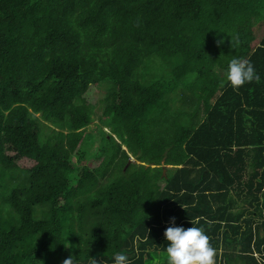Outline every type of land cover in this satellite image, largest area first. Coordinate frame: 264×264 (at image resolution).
I'll return each mask as SVG.
<instances>
[{"label": "trees", "instance_id": "1", "mask_svg": "<svg viewBox=\"0 0 264 264\" xmlns=\"http://www.w3.org/2000/svg\"><path fill=\"white\" fill-rule=\"evenodd\" d=\"M263 27L264 0H0V264H167L172 217L264 264Z\"/></svg>", "mask_w": 264, "mask_h": 264}, {"label": "clouds", "instance_id": "2", "mask_svg": "<svg viewBox=\"0 0 264 264\" xmlns=\"http://www.w3.org/2000/svg\"><path fill=\"white\" fill-rule=\"evenodd\" d=\"M223 43L222 38L216 41L218 47ZM236 43H239L238 39ZM253 80L258 82L260 77L249 60L233 57L229 61L226 81L234 91ZM175 221V217L170 218V224L173 226L164 231V236L169 242L166 247L167 264H215L216 251L210 245V238L205 234L203 228L192 226L185 229L182 226L177 227ZM65 247L71 246L67 244ZM62 264H77V259L70 255L63 260ZM91 264H98L96 258L91 259ZM114 264H130V261L126 255L117 253L114 257Z\"/></svg>", "mask_w": 264, "mask_h": 264}, {"label": "rangeland", "instance_id": "3", "mask_svg": "<svg viewBox=\"0 0 264 264\" xmlns=\"http://www.w3.org/2000/svg\"><path fill=\"white\" fill-rule=\"evenodd\" d=\"M263 37H264V27L261 29L259 36H258L257 40L255 41V44L259 43ZM105 93H106V89L104 87H99V89H98V87L94 86V87H91L87 96L88 97L94 96L100 100V99L104 98ZM94 117H95V120L93 121V123L91 125H89V127H87V129L89 131H92V133L95 132V130H94L95 125L98 124L97 115H95ZM106 131L109 132L110 130H108V128H107ZM132 162H135L136 164H140L135 158H132ZM166 173H167V171H166Z\"/></svg>", "mask_w": 264, "mask_h": 264}]
</instances>
